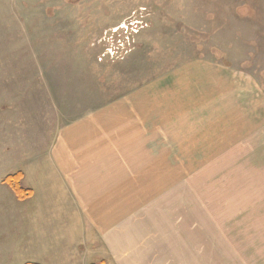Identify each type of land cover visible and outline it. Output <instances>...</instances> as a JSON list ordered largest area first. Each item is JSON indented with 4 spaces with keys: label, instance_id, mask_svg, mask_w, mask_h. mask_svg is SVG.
I'll use <instances>...</instances> for the list:
<instances>
[{
    "label": "rangeland",
    "instance_id": "obj_1",
    "mask_svg": "<svg viewBox=\"0 0 264 264\" xmlns=\"http://www.w3.org/2000/svg\"><path fill=\"white\" fill-rule=\"evenodd\" d=\"M83 123L103 153L167 152L153 208L198 228L192 264H264V0H0V141ZM3 184L0 264H100Z\"/></svg>",
    "mask_w": 264,
    "mask_h": 264
},
{
    "label": "crops",
    "instance_id": "obj_2",
    "mask_svg": "<svg viewBox=\"0 0 264 264\" xmlns=\"http://www.w3.org/2000/svg\"><path fill=\"white\" fill-rule=\"evenodd\" d=\"M83 128L51 130L47 147L30 154L0 141V181L21 172L30 199L42 198L45 212L63 216L69 233L77 230L71 244L78 236L96 243L100 264H192L188 248L197 246L198 228L170 227L166 216L162 223L161 205L153 208L167 195L151 194L152 156L167 152L103 153Z\"/></svg>",
    "mask_w": 264,
    "mask_h": 264
},
{
    "label": "trees",
    "instance_id": "obj_3",
    "mask_svg": "<svg viewBox=\"0 0 264 264\" xmlns=\"http://www.w3.org/2000/svg\"><path fill=\"white\" fill-rule=\"evenodd\" d=\"M23 174L21 172L10 174L4 180L3 183L11 188L16 198L20 202H24L33 196V191L25 188L22 185ZM36 264V263H27Z\"/></svg>",
    "mask_w": 264,
    "mask_h": 264
}]
</instances>
